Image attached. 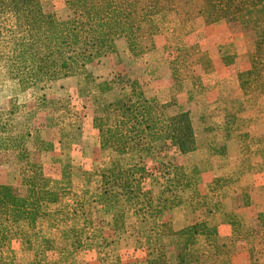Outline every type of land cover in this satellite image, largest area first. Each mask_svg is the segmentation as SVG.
<instances>
[{
  "label": "rangeland",
  "instance_id": "374dc122",
  "mask_svg": "<svg viewBox=\"0 0 264 264\" xmlns=\"http://www.w3.org/2000/svg\"><path fill=\"white\" fill-rule=\"evenodd\" d=\"M43 2L46 10L60 18L66 16L65 0ZM14 29L13 18L0 16V110H7L10 99L17 98L21 110L15 118L14 131L16 134L30 132L31 137L27 143V162H21L16 151L1 153L0 183L10 185L16 195L26 196L30 177L35 176L29 165L39 164L51 191L60 197L59 202L48 207L49 215L39 219L35 228L27 222L20 224L19 239L10 246L12 249L0 252V260L11 264H142L141 252L158 246L160 220L164 218L159 214L182 206L192 195L195 208L179 209L198 211L211 218L210 222L205 218L202 222L215 226L218 213L223 214L222 210L228 208H221L220 195L213 192H222L236 183L243 163L239 156L248 155L244 148L251 146L254 151L258 148L255 141H264L261 129L238 116L250 109L249 106L253 110L258 102H264V94L244 95L238 80V74L245 71L242 68L246 64L250 67L249 55L238 52L252 46L255 40L252 34L241 35L225 22L207 26L198 19L193 23L194 33L172 42L171 52L166 51L168 40L161 35L157 38L156 50L135 61L126 54L124 41H119L122 56L103 58L99 72L98 62L89 66L92 77L80 75L20 93L9 74L10 59L17 48ZM196 44L208 52L215 66L214 72L207 75L199 71L202 79L198 82L195 100L188 98L192 93L190 81L178 98V104L183 99L192 107L189 112L197 151L180 156L173 149L162 151L157 145L152 157L140 161L138 154L120 156L111 149H103L94 120L102 116L104 105L126 95L128 80L133 78L159 104L170 102V62L180 49ZM228 57L235 58L231 65ZM217 71L221 79L212 89L210 75ZM104 83H111L113 91L102 93L99 87ZM153 91L160 93L159 99L151 96ZM237 91L242 95H236ZM177 105L168 114L183 109ZM257 109L262 115L260 119L264 120V106L261 104ZM227 141L237 142L240 154L229 155L232 157L225 160ZM258 158L257 164H260L262 159ZM213 160L217 166L221 164L217 170L210 165ZM142 168L146 172L141 177ZM128 171L135 173L140 190L133 187L127 195L117 186L123 184ZM214 174L219 176L213 177ZM247 196L244 191L234 206H246ZM255 209L245 226L235 212L225 214V220L234 230L232 243L220 242L216 237L210 241L201 237L192 250L201 254H228L235 248H249L253 253L251 264L255 261V264H264L263 225L254 215ZM144 219L148 220L144 222Z\"/></svg>",
  "mask_w": 264,
  "mask_h": 264
},
{
  "label": "trees",
  "instance_id": "16d2710c",
  "mask_svg": "<svg viewBox=\"0 0 264 264\" xmlns=\"http://www.w3.org/2000/svg\"><path fill=\"white\" fill-rule=\"evenodd\" d=\"M65 6L67 14L60 18L45 9L43 0H0V16H9L15 21L17 48L10 59L9 74L18 84L20 93L36 87L43 89L45 85L80 75L92 77L89 66L96 62L101 64L102 59L110 55L122 56L119 41H124L126 54L135 61L155 51L161 35L168 40L166 51L171 52L172 42L193 34V23L202 19L207 26L225 22L230 29L253 35L250 67L238 74V80L244 95L264 94V0H65ZM226 59L231 60L228 63L231 65L235 58ZM170 69L173 85L170 102L159 104L132 77L134 80H128L127 94L104 105L102 116L94 120L103 149H111L120 156L138 154L140 161L152 157L157 145L162 151L173 149L180 156L197 151L190 112L168 114V111L178 104L188 81L192 92L188 98L195 100L201 74L214 72L215 66L208 52L196 44L180 49L173 56ZM99 90L105 94L113 88L111 83H104ZM20 110L15 97L10 99L7 110H0V155L16 151L20 161L27 162L31 133L14 131ZM255 143L258 145L255 155L262 159L256 168L262 172L264 141L257 139ZM244 150L254 154L251 146ZM29 168L34 169L35 176L30 177L26 196H18L10 185L0 183L1 253L12 249L10 246L19 239L22 222L35 228L39 219L49 215L48 207L59 202L60 195L51 191L42 165L30 164ZM145 169L140 170L141 177ZM134 181H138L135 173L128 171L123 184L117 187L128 195L133 187L140 190V181L137 184ZM258 219L264 232V213L259 214ZM162 227L163 235L185 238L184 244L175 249L174 264H199L205 254L192 247L201 237L208 241L213 237L225 241L219 240L217 227L207 222H197L178 232L167 224ZM250 255L253 261V253ZM0 264L11 262L0 260ZM148 264H170L165 249L161 248L157 258L149 260Z\"/></svg>",
  "mask_w": 264,
  "mask_h": 264
},
{
  "label": "crops",
  "instance_id": "0c3cea01",
  "mask_svg": "<svg viewBox=\"0 0 264 264\" xmlns=\"http://www.w3.org/2000/svg\"><path fill=\"white\" fill-rule=\"evenodd\" d=\"M252 49H253V46L252 47L250 46L248 47V50L242 51V52L239 51L238 54L239 55H249L252 52ZM101 64H98V72L100 70L99 65ZM248 68H249V65L246 64V66H244L242 70H247ZM210 77L211 78L209 80V83L211 85V88L215 89V84L221 79L219 75V71L213 73L212 75H210ZM159 84L161 83L159 82ZM171 86H172V82L170 81L168 77V88ZM237 88H238V84L236 83V90ZM237 92H236V95L238 96L242 95L240 91H237ZM216 95H218V89H216ZM151 96L153 97L156 96L157 99H159L160 93L157 91H153L151 93ZM247 104H251V102ZM257 104H258L257 108H260L261 104L264 106V102H258ZM179 105L183 107V109L180 108L181 109L180 111L178 110L179 112L189 111L190 109H192V107H188L187 103L183 99L182 100L180 99V102L177 106ZM249 108L250 109L241 111V114L238 116L246 118L247 120L246 122L250 120V123L252 124V126L256 127L257 129H261L262 131L261 133L264 134V120L260 119L262 117V115L260 114V110H258L257 108L252 110L251 106H249ZM179 112L174 111V114L179 113ZM262 112H264V110ZM256 124L258 125V127L256 126ZM250 129H251V125H250ZM244 132L251 133L250 130H244ZM224 145H225L224 146L225 149H228V151H225L226 153L224 154L225 160L226 159L228 160V158L232 157V156L228 157L229 155L240 154V147L237 142L227 141ZM256 150L257 148L254 150V154H248L247 156H245V158H243L244 156H241V155L239 156L240 161L242 160L243 163L240 164L241 172H240L239 177L237 178L238 181L236 183L230 185V187L229 186L226 187V190L224 189L222 192H218L217 190L213 192L214 195H220L219 197L220 201L223 202L221 208L223 207L228 208V210H222L223 214L218 213V217L216 221L214 222V225L218 229L219 240L221 238L222 240H225L224 241L225 243H228V242L232 243L233 239H235L233 226L227 220H225L226 213L235 212L236 214H238V217L244 226H245L244 223L250 222L251 220L250 215L254 208H256L254 210V215L256 214V218H258L257 217L258 214L264 213V173L258 171V169L256 168V164L258 163V159H259L255 155ZM210 165L211 167L214 168V170H217V167L221 166V164L217 166V161L215 160H213ZM209 175L210 173L207 174L208 177ZM217 176L215 174L213 175V177H217ZM212 190H214V188H212ZM244 191L248 193L247 197H248L249 203H247L246 206H243L241 204H239L237 207L234 206V203L236 204V202L234 201L237 198H239L242 195V193H244ZM202 194H205V193L202 192ZM192 197L188 196L189 200L185 202L182 206L175 207V209L166 212V214L164 212L160 213L159 216L163 214V217H164L160 220V225H161L160 228L162 229L163 228L162 225L169 223L167 224L168 227L174 230L175 232H178L197 222H200L201 219H204V218L206 219V221L210 222L211 218L201 215L198 211L188 210L189 208H195L193 206L194 204L192 202ZM179 208H188V209L180 210ZM168 214H169V217L166 218L165 216ZM147 220L148 219H144V222H146ZM162 230L160 234L157 236L158 246L155 249L141 252L142 258H140L141 259L140 263L147 264L149 260L157 258L161 248L165 249L170 264L175 263V249L176 247L184 244L185 238L179 235H169V234L163 235L164 233L162 232ZM199 264H251L250 250L249 248H246V249L235 248L234 251L228 254L206 253L200 260Z\"/></svg>",
  "mask_w": 264,
  "mask_h": 264
}]
</instances>
